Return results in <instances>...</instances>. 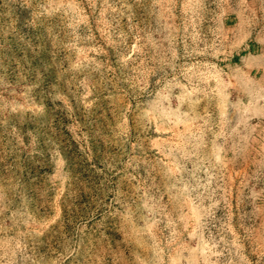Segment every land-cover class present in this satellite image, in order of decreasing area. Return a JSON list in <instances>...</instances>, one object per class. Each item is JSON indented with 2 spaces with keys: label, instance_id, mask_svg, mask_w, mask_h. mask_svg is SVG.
<instances>
[{
  "label": "rangeland",
  "instance_id": "rangeland-1",
  "mask_svg": "<svg viewBox=\"0 0 264 264\" xmlns=\"http://www.w3.org/2000/svg\"><path fill=\"white\" fill-rule=\"evenodd\" d=\"M0 264H264V0H0Z\"/></svg>",
  "mask_w": 264,
  "mask_h": 264
}]
</instances>
